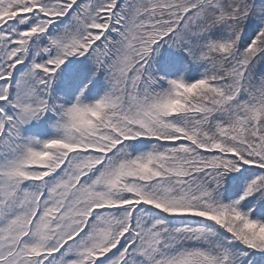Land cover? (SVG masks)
<instances>
[{"label":"snow or ice","instance_id":"6c2138e0","mask_svg":"<svg viewBox=\"0 0 264 264\" xmlns=\"http://www.w3.org/2000/svg\"><path fill=\"white\" fill-rule=\"evenodd\" d=\"M0 264H264V0H0Z\"/></svg>","mask_w":264,"mask_h":264}]
</instances>
